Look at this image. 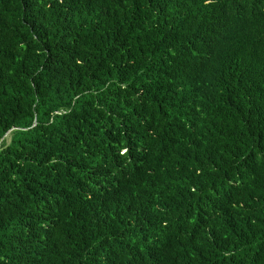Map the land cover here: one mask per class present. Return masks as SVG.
I'll return each instance as SVG.
<instances>
[{
	"label": "trees",
	"instance_id": "obj_1",
	"mask_svg": "<svg viewBox=\"0 0 264 264\" xmlns=\"http://www.w3.org/2000/svg\"><path fill=\"white\" fill-rule=\"evenodd\" d=\"M0 264H264V0H0Z\"/></svg>",
	"mask_w": 264,
	"mask_h": 264
},
{
	"label": "bare ground",
	"instance_id": "obj_2",
	"mask_svg": "<svg viewBox=\"0 0 264 264\" xmlns=\"http://www.w3.org/2000/svg\"><path fill=\"white\" fill-rule=\"evenodd\" d=\"M235 95V94H234ZM238 176V175H237ZM226 177V176H225Z\"/></svg>",
	"mask_w": 264,
	"mask_h": 264
}]
</instances>
